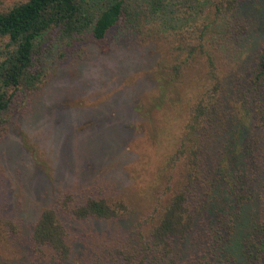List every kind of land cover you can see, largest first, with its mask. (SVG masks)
<instances>
[{
    "label": "rangeland",
    "instance_id": "374dc122",
    "mask_svg": "<svg viewBox=\"0 0 264 264\" xmlns=\"http://www.w3.org/2000/svg\"><path fill=\"white\" fill-rule=\"evenodd\" d=\"M25 1L0 0V11ZM92 1L101 8L111 0ZM219 1L200 0L186 10L181 0H126L133 26L114 27L102 40L87 33L70 46L43 44L41 87L9 89L13 100L0 122V264H41L31 234L42 210L67 211L88 197L108 200L120 216L81 223L65 212L75 237L66 264H217L208 247L218 218L209 207L186 240L177 241L178 256L179 247L166 254L152 243L153 227L183 179L182 163L169 161L202 99L217 104L215 123L223 130L208 156L212 166L227 150L232 172L248 170L254 161L243 145L256 141L264 149L258 124L264 105L246 100L251 113L242 109L243 95L253 99L246 83L264 44V0H243L231 14L216 16ZM210 57L222 81L212 98ZM228 108L250 125L244 135L236 136L230 114L224 118ZM228 185L216 181V201L226 209L245 203L248 229L262 230L264 164L254 175L252 199L242 198L241 189L228 196ZM189 196L191 204L199 198ZM221 214L227 218L228 210ZM249 264H264V256Z\"/></svg>",
    "mask_w": 264,
    "mask_h": 264
},
{
    "label": "trees",
    "instance_id": "16d2710c",
    "mask_svg": "<svg viewBox=\"0 0 264 264\" xmlns=\"http://www.w3.org/2000/svg\"><path fill=\"white\" fill-rule=\"evenodd\" d=\"M198 1L200 0H181V7L192 10ZM242 1L220 0L216 4V16L221 14V11L231 14L239 8ZM214 21L215 19L210 21L206 28L212 26ZM134 23L135 13L126 0H111L101 8H97L92 0H26L7 11H0V122L10 108L14 91L20 88L32 92L41 87L46 72L42 58L45 42L57 40L70 46L73 42L83 39L87 33L96 40H102L112 28L133 26ZM243 23L246 26V23ZM211 58V75L216 83L209 98L217 93L222 82L215 73ZM174 69L178 75L180 65L176 64ZM248 85L253 99L243 95L242 109L250 114L251 104L246 106V100L264 105V44L257 53L246 83V86ZM9 89L14 91L10 92ZM226 107L227 104H223L221 109ZM217 110V104L207 105L204 99L194 107L180 147L169 161V166L177 162L182 163L183 179L179 182L177 194L170 198L164 208L165 212L163 211V215H160L153 227L152 247L159 249L162 246L166 254L173 252L175 246L179 247L176 251L178 256L180 246L177 241L182 243L186 240L188 233L195 226L196 218L209 207L208 210L218 218L215 221L217 226H213L212 234L209 235L211 242L208 252L216 255L213 263L234 264L241 261L249 264L255 258L264 256L263 221L262 230L258 224L248 229V221L244 218L246 204L230 203V213L229 208H224L216 201L220 192L215 184L222 177L229 184L227 188L231 194L228 196L237 194L241 189L244 190L241 194L247 191L242 198L252 199L256 191L249 190L253 186L254 175L260 173L264 164V149L262 152L256 141L243 145L242 153L246 158L250 155L254 161L248 165V170L241 167L237 172H232L231 167L226 164L229 155L227 150L222 152L223 156L219 162L212 166L208 162V156L213 150L214 141L223 134L220 125L215 123ZM229 114L232 117L231 127L239 133L236 136L244 135L245 129H250V125L229 108L224 113L226 120L230 119ZM258 124L264 129V114L260 116ZM202 168H206L204 176ZM189 193L191 197H199L198 200L191 204ZM260 204L258 209L262 212L264 185ZM227 210L226 218L221 212ZM65 212L81 223L90 219L106 220L120 216V211L104 198L88 197L67 211L53 206L44 208L31 234L32 251L41 264H66L74 251L75 237L69 229Z\"/></svg>",
    "mask_w": 264,
    "mask_h": 264
}]
</instances>
